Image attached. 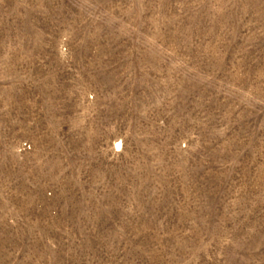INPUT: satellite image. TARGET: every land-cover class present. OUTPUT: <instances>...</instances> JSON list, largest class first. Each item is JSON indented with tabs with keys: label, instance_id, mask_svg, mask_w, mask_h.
Wrapping results in <instances>:
<instances>
[{
	"label": "rangeland",
	"instance_id": "obj_1",
	"mask_svg": "<svg viewBox=\"0 0 264 264\" xmlns=\"http://www.w3.org/2000/svg\"><path fill=\"white\" fill-rule=\"evenodd\" d=\"M0 264H264V0H0Z\"/></svg>",
	"mask_w": 264,
	"mask_h": 264
}]
</instances>
